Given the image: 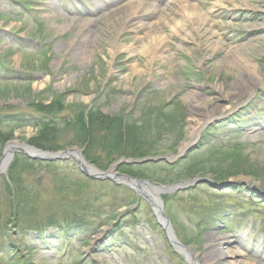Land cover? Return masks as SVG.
<instances>
[{"label": "rangeland", "instance_id": "1", "mask_svg": "<svg viewBox=\"0 0 264 264\" xmlns=\"http://www.w3.org/2000/svg\"><path fill=\"white\" fill-rule=\"evenodd\" d=\"M66 1L0 0V114L13 115L6 120L0 118V123L6 121L0 124V157L8 144L13 150L6 171L0 175V251H11L9 237L15 240L16 235L25 234L24 227L12 226L20 219L79 212L84 222L81 224L97 226L103 221L99 211L108 215L133 211L140 218L139 224L123 230V235L116 234L118 248L93 254L100 234L89 241H78L83 260H91L78 264H92V260L94 264H191L174 247L172 239H167V228L151 204L126 184L90 178L71 157L55 162L37 160L36 150L60 155L76 150L101 174L121 159L177 155L180 145L190 141L188 127L192 116L198 120L205 117L199 115L203 105L197 114H191L185 96L195 94L199 104H229L224 98L233 87L236 70L227 66L218 69L225 50L215 54L208 49L199 50L195 32L188 39L169 38L172 42L167 45L177 53L172 69L162 60L150 64L139 52L128 56L123 51L112 59L107 27L111 23L116 27L115 18L124 16V10L102 16L92 21L91 29H85L79 25L81 18L70 17ZM216 1L200 4L199 8L215 21L213 28L220 32L224 49L247 44L252 47L242 52L264 80V0H237L238 7L213 10ZM247 1L250 6H245ZM23 3L32 13L24 11ZM174 7L165 9L171 12ZM160 14L149 12L140 22L156 21ZM143 34L140 28L128 30L117 41L132 44L137 52L142 44L135 38ZM85 48L90 51V65L81 69L75 60L83 56ZM203 56L207 59L201 62ZM136 63L138 72H133L131 66ZM218 83L223 91L217 88ZM163 84L170 94L161 97ZM263 105L264 89L258 87L226 110L212 112L209 122L187 146L195 144L198 148L176 166L130 165L131 169L123 166L117 172L164 187L201 176L246 181L264 190ZM36 121H41V125H36ZM261 123L263 127L258 128ZM228 187L199 184L186 191L162 194L164 218L175 240L203 253L209 233L226 235L215 217L219 204L224 201L230 207L236 202L237 208L227 217L229 224L235 228L244 225L243 229L251 233L262 232L263 237H251L256 245H250L264 250V206L246 204L244 197L230 192ZM127 203L130 204L126 206ZM92 212L97 215L90 216ZM122 218L132 221L129 216ZM249 238L250 234L243 236L246 247ZM132 239L136 241L130 244ZM15 243L20 247L21 258L5 264H75L78 259L68 262V254H64L63 258L68 257L64 260L55 252L35 251L30 249V241L29 245ZM234 243L230 238L223 244L226 256L235 249ZM239 259L264 264L262 253L257 254L255 261L244 256ZM0 260L5 259L0 256Z\"/></svg>", "mask_w": 264, "mask_h": 264}, {"label": "bare ground", "instance_id": "2", "mask_svg": "<svg viewBox=\"0 0 264 264\" xmlns=\"http://www.w3.org/2000/svg\"><path fill=\"white\" fill-rule=\"evenodd\" d=\"M237 3V0H217L212 4V7L213 10L227 9L230 5L238 7L239 4ZM244 4L245 6H250L248 5V1ZM120 9L124 10L125 15L117 16L115 18L116 27H112L113 23H111L110 27H107L108 34L106 37L112 41L109 50L112 59L116 58V56L123 51H125L128 56H134L139 52L138 54L140 56H145L150 64L157 60H162L165 64L172 65L170 67L172 69L177 53L167 45L172 42L170 39H174L173 37H177L181 40L185 38L188 39L192 36V33L195 32L196 46L199 50L203 48L208 49L213 54L217 53L219 50H225V56L217 65L218 69L227 66L236 70V79L232 84L233 87L224 98L229 104H216L214 101L209 104L208 101L207 103L199 104L200 101L195 94L189 93L185 96V100L190 105L191 114H197V109L203 105L199 115H205V117H201L198 120L192 116L188 127L190 130V141H185L180 145L179 153L184 152L189 143L198 136L203 125L209 122L211 118L210 114L212 112L226 110L235 100L254 92L258 87L264 89L263 78L259 77L256 67L250 63L248 56L244 55L242 52L245 48L252 47L247 44L224 49V41L220 37V32H217L213 28L215 21L205 15L199 6L188 3H179L176 4L174 8L170 9L171 12L166 11L164 8L160 11L161 14L158 19L150 23L137 21V19L144 17L149 12L157 11V7L148 0L134 1L126 4ZM176 15H180V18ZM105 17H108V15H105ZM93 24L94 22L90 20L79 22L81 28L85 29H91V25ZM138 28L144 30L143 35H139L135 38V41H140V44H142L139 51L135 52V48L132 47V44L122 45L117 41L122 33L128 30L134 31ZM165 28H167L169 32H167ZM93 41L94 40H92V42ZM81 54L83 56H81L80 59L76 58L77 60H75V64L83 69L90 65L88 64L90 63V58L88 56L90 51L85 48L82 50ZM205 59H207V56H203L201 62ZM108 62L110 63L112 60ZM137 65L138 64L136 63L131 66L133 72H138ZM166 87L168 86H165V84L162 85V88L160 89L161 97L170 94ZM217 88L220 91H223V86L219 83ZM70 152L77 155L75 150H70ZM82 165L87 171L95 173V170L86 162H82ZM124 180L136 187L138 195L142 194L151 201L159 220L164 226L168 227L167 220H165L162 215V193L165 192V190L155 186L145 185L143 183H135L127 179ZM168 232L170 233L169 229ZM171 239L174 240L172 236ZM228 241L230 240L227 235L217 236L214 233H209L205 242L206 250L203 253L197 252L191 247L183 246L177 241H174V244L178 249L185 253L186 257L192 262V264H255L248 260L244 261L239 259V257L243 255L241 249L231 250L226 256L222 247L223 244Z\"/></svg>", "mask_w": 264, "mask_h": 264}, {"label": "water", "instance_id": "3", "mask_svg": "<svg viewBox=\"0 0 264 264\" xmlns=\"http://www.w3.org/2000/svg\"><path fill=\"white\" fill-rule=\"evenodd\" d=\"M195 147L194 146H191L187 149V152H190L192 150H194ZM36 152L38 153V155L35 157L36 159L38 160H47V161H55V160H64V159H68V158H73L74 160H76L80 166H81V170L88 176L90 177H93V178H98V179H111V180H115L116 181V178L118 177H123L121 175H117V174H114L112 173V171H116L117 167L122 164V163H140V164H143V163H147V162H159V161H163V160H166L167 161V158L165 157H158V158H146V159H143V160H133V161H128V160H121L120 162H118L117 164L114 165V167L112 168V170L106 172V173H103L101 174V172L95 170V173H92V172H89L87 171L84 166L82 165V162H85L84 158L80 155V154H72L70 153V151L68 152H65L64 154L60 155L58 153H49V152H42L40 150H36ZM13 153V150L11 149L10 145L6 146L4 152L2 153V157H0V175L4 174V172L6 171L7 169V165L9 163V159L11 157ZM130 181V180H129ZM135 183H143L145 185H149L147 182H142V181H139V180H131ZM200 182H206V183H209L211 184L212 186H216L217 184L212 181L211 179H208V178H198L192 182H187L183 185H172V186H169V187H158V188H161V189H164L165 191H172L174 189H185V188H188L190 186H193L195 185L196 183H200ZM228 181L226 182H223L222 185H227ZM219 185V184H218ZM151 186V185H149ZM249 189H253V192H256V195L263 198L264 199V190L259 187V186H256V185H253V186H250Z\"/></svg>", "mask_w": 264, "mask_h": 264}, {"label": "trees", "instance_id": "4", "mask_svg": "<svg viewBox=\"0 0 264 264\" xmlns=\"http://www.w3.org/2000/svg\"><path fill=\"white\" fill-rule=\"evenodd\" d=\"M13 116V115H12ZM10 116H2V117H0L2 120H6L7 118H9ZM24 119L26 118V117H23ZM3 123H0L1 125H3V124H5L6 123V121H2ZM27 122H29V121H27ZM36 125H41V121H40V123L39 122H37L36 121ZM2 144H3V141H2V139L0 138V146H2ZM0 149H1V147H0ZM128 169H131V166L128 168ZM16 187H19L17 184L15 185ZM34 217H36V216H34Z\"/></svg>", "mask_w": 264, "mask_h": 264}]
</instances>
